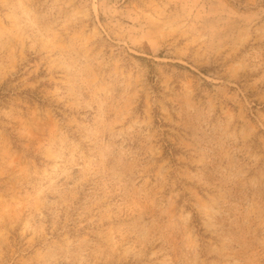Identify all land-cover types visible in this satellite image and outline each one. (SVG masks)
<instances>
[{"label":"rangeland","instance_id":"374dc122","mask_svg":"<svg viewBox=\"0 0 264 264\" xmlns=\"http://www.w3.org/2000/svg\"><path fill=\"white\" fill-rule=\"evenodd\" d=\"M0 264H264V0H0Z\"/></svg>","mask_w":264,"mask_h":264}]
</instances>
